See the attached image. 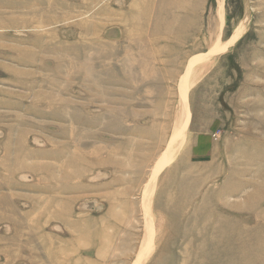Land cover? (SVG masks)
I'll use <instances>...</instances> for the list:
<instances>
[{"label": "rangeland", "instance_id": "1", "mask_svg": "<svg viewBox=\"0 0 264 264\" xmlns=\"http://www.w3.org/2000/svg\"><path fill=\"white\" fill-rule=\"evenodd\" d=\"M0 264H264V0H0Z\"/></svg>", "mask_w": 264, "mask_h": 264}, {"label": "bare ground", "instance_id": "2", "mask_svg": "<svg viewBox=\"0 0 264 264\" xmlns=\"http://www.w3.org/2000/svg\"><path fill=\"white\" fill-rule=\"evenodd\" d=\"M206 55H204V54H200V55H196V56H193V57H191V59H190V61H189V69L188 70H190L191 69V67L193 66V64H198V63H202V62H204L205 60H206V57H205ZM207 63V62H206ZM204 64V63H203ZM196 66H198V65H196ZM209 66V65H208ZM193 68V67H192ZM195 68V67H194ZM207 68V67H206ZM199 69V68H198ZM197 70V69H196ZM194 70L192 69V72H193ZM191 72V71H190ZM196 76V75H195ZM189 78V77H188ZM199 78V77H198ZM187 79V78H186ZM190 79V78H189ZM189 79H187L188 81H189ZM188 81H186L187 83H189ZM194 82H195V80H194ZM186 86V85H185ZM184 86V87H185ZM189 86L190 85H188V87L187 88H189ZM185 89H186V87H185Z\"/></svg>", "mask_w": 264, "mask_h": 264}]
</instances>
